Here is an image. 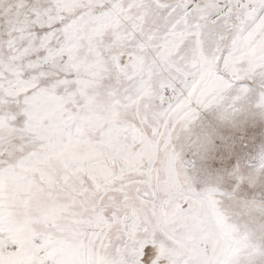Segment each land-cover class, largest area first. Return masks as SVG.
Instances as JSON below:
<instances>
[{"label":"snow or ice","instance_id":"snow-or-ice-1","mask_svg":"<svg viewBox=\"0 0 264 264\" xmlns=\"http://www.w3.org/2000/svg\"><path fill=\"white\" fill-rule=\"evenodd\" d=\"M249 109L264 0H0V264H264V148L182 160Z\"/></svg>","mask_w":264,"mask_h":264},{"label":"rangeland","instance_id":"rangeland-1","mask_svg":"<svg viewBox=\"0 0 264 264\" xmlns=\"http://www.w3.org/2000/svg\"><path fill=\"white\" fill-rule=\"evenodd\" d=\"M188 147L182 154L191 186L198 192L211 188L224 190L218 178L224 170L214 167L212 162L225 150L233 153V165H239L245 172L253 171L254 157L264 148V118L249 109L221 121L214 112L203 113L201 120L188 134ZM260 201L262 197H255ZM264 223V220L260 221Z\"/></svg>","mask_w":264,"mask_h":264}]
</instances>
